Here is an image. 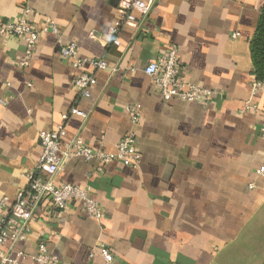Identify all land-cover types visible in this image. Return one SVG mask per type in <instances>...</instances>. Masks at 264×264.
I'll return each instance as SVG.
<instances>
[{
	"label": "crops",
	"instance_id": "crops-1",
	"mask_svg": "<svg viewBox=\"0 0 264 264\" xmlns=\"http://www.w3.org/2000/svg\"><path fill=\"white\" fill-rule=\"evenodd\" d=\"M118 4L0 0V17H18L27 5L40 31L24 68V43L0 36V199L26 187L42 152L38 133L59 123L64 142L80 136L107 152L131 132L141 153L136 167L113 161L101 171L98 158L65 159L53 182L88 185L102 219L86 215L81 201L56 213L42 206L23 240L0 246V264L9 254L16 264H40L32 259L39 243L61 264H264V175L255 173L264 112H240L246 102L264 105V84L252 88L249 49L264 0H156L110 36L124 17ZM47 18L57 33L44 31ZM69 42L79 57L107 62L83 66L96 77L88 98L72 84L80 69L59 53ZM170 45L181 77L217 91L212 101L162 99L144 67ZM72 106L87 117L69 114Z\"/></svg>",
	"mask_w": 264,
	"mask_h": 264
},
{
	"label": "built area",
	"instance_id": "built-area-1",
	"mask_svg": "<svg viewBox=\"0 0 264 264\" xmlns=\"http://www.w3.org/2000/svg\"><path fill=\"white\" fill-rule=\"evenodd\" d=\"M156 0H119V8L123 11V19L116 23L115 27L109 30V35L113 36L116 29L123 22L136 20L134 11L142 16L147 15ZM31 8L27 5L22 6L21 15L14 18L3 19L0 17V36L15 38L24 43L23 55L18 60L19 67H27L31 56L37 46L40 31L32 25L27 15ZM44 31L57 33V27L51 19H46ZM94 37L93 34L89 35ZM235 36V35H234ZM59 53L62 57L69 59L76 69H80L72 79V84L77 90L79 98H88L91 88L96 83L94 73L84 71V65H91L94 69H106L107 62L104 58L85 59L78 55L77 45L69 42L61 45ZM180 65L178 62V49L175 45H170L165 53L154 60H150L144 67V71L149 75L156 89L159 91L164 101L179 99L188 102L208 103L218 94L217 91L204 85L188 81L180 75ZM255 79L252 88L263 85ZM28 86L30 84L28 83ZM1 103L3 101L1 100ZM264 112V105L258 106L246 102L240 112ZM132 122L139 121L137 110L131 109ZM69 114H75L86 118L87 114L76 106L69 109ZM260 131L264 137V120L261 121ZM66 128L59 123L50 130L40 131L38 141L42 152L40 158L27 174V185L19 190L15 198L10 201L7 197L0 199V246L5 243H16L23 240L30 232V221L35 213L42 206H46L49 212L56 213L66 209L72 202L81 201L86 215L100 220L103 212L98 202L89 195L90 187L79 186L73 183H62L56 185L52 178L60 170L63 161L69 157H78L85 161L98 158L102 168L113 161H118L130 167H136L141 153L138 149L136 137L133 133L125 134L118 142L115 152H107L102 149H93L87 145L80 136H75L68 142H64ZM257 175H264V159L260 167L255 172ZM253 184H249L252 188ZM97 251L105 261L113 260V253L105 245H99ZM93 256V252L89 254ZM33 261L40 264H61L60 260L48 252L43 243H39L38 250L32 256ZM2 264H16V260L9 254L2 256Z\"/></svg>",
	"mask_w": 264,
	"mask_h": 264
},
{
	"label": "trees",
	"instance_id": "trees-1",
	"mask_svg": "<svg viewBox=\"0 0 264 264\" xmlns=\"http://www.w3.org/2000/svg\"><path fill=\"white\" fill-rule=\"evenodd\" d=\"M249 49L252 74L257 81L264 83V4L260 9L254 33L249 40Z\"/></svg>",
	"mask_w": 264,
	"mask_h": 264
}]
</instances>
